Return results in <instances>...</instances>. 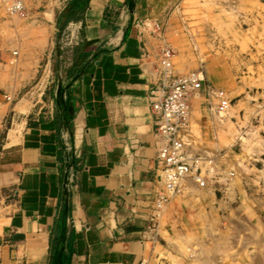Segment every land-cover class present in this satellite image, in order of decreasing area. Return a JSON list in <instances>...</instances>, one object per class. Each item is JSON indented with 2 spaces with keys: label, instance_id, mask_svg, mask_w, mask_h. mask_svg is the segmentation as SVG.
Returning <instances> with one entry per match:
<instances>
[{
  "label": "crops",
  "instance_id": "0c3cea01",
  "mask_svg": "<svg viewBox=\"0 0 264 264\" xmlns=\"http://www.w3.org/2000/svg\"><path fill=\"white\" fill-rule=\"evenodd\" d=\"M180 1L23 0L25 14L14 16L24 19L40 7L37 16L55 35L41 55L40 85L14 102L24 84L16 75L22 61L19 43L8 40L4 95L12 98L6 109L0 102V120L7 110L12 115L0 140V264L148 262L157 243L144 227L158 184L149 91L159 39L136 22L163 25L170 39ZM67 25L76 41L62 46ZM180 38H172L179 42L172 55L177 73L194 68L188 57L181 65L173 60L187 54ZM205 70L209 84L226 90L227 79L214 76L213 67L202 68L203 83ZM204 95L202 87L192 111ZM220 189L218 182L204 188L188 182L168 202L159 232L191 229L203 218L200 206L211 209Z\"/></svg>",
  "mask_w": 264,
  "mask_h": 264
},
{
  "label": "rangeland",
  "instance_id": "374dc122",
  "mask_svg": "<svg viewBox=\"0 0 264 264\" xmlns=\"http://www.w3.org/2000/svg\"><path fill=\"white\" fill-rule=\"evenodd\" d=\"M173 8L179 24L172 38L179 34L182 49L187 50L180 60L177 55L173 60L181 65L188 57L194 68L213 67L214 76L227 79L230 106L226 119L213 125L202 102L193 111L192 131L206 148L226 151L225 156H217L218 161L233 171V177L216 191L219 200L208 204L211 209L200 206L203 218L195 226L181 234L160 233L147 264H264V0H181ZM39 9L29 11L24 19L14 15L10 19L0 8V102L12 98L4 95L10 39L19 43L22 62L16 65L22 71L16 75L24 83L12 101L40 85L41 55L55 33L37 16ZM160 29L177 53L179 42L166 39L163 25ZM42 35L45 40L41 42ZM205 71L204 83H212L210 70ZM8 104L1 107L6 109ZM11 115L12 110H7L2 119L0 140Z\"/></svg>",
  "mask_w": 264,
  "mask_h": 264
},
{
  "label": "built area",
  "instance_id": "2783aa9c",
  "mask_svg": "<svg viewBox=\"0 0 264 264\" xmlns=\"http://www.w3.org/2000/svg\"><path fill=\"white\" fill-rule=\"evenodd\" d=\"M0 8L7 15H23V0H0ZM150 28L160 43L155 54L153 87L149 91V106L154 116L155 163L157 187L146 217L145 231L155 240L160 234L162 217L168 202L193 181L200 187L215 182L226 184L232 179L233 171L221 167L217 156L225 152L213 151L201 145L192 131V98L198 90L205 89L202 102L211 114V122L218 126L226 119L230 97L225 89L204 84L200 66L177 73L172 65V47L164 40L160 25L144 18L136 22ZM60 44L69 46L76 41L73 27L67 25L60 31ZM9 99V95H5ZM2 120H0V131ZM221 162V161H220ZM138 264H147L145 260Z\"/></svg>",
  "mask_w": 264,
  "mask_h": 264
}]
</instances>
